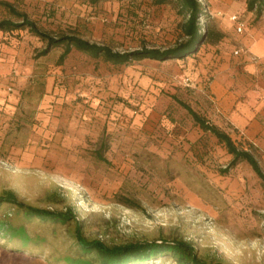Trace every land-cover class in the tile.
Instances as JSON below:
<instances>
[{
  "label": "rangeland",
  "instance_id": "374dc122",
  "mask_svg": "<svg viewBox=\"0 0 264 264\" xmlns=\"http://www.w3.org/2000/svg\"><path fill=\"white\" fill-rule=\"evenodd\" d=\"M247 1L202 0L208 35L184 58L115 64L73 49L60 60L63 45L41 55L47 41L27 28L0 31V195L72 208L83 235L109 246L178 239L209 263L264 264V180L246 160L223 172L233 155L177 100L228 132L264 170V112L257 128L239 129L219 113L211 88L243 66L248 36L264 43V13L257 17ZM2 2L52 35L73 33L116 51L187 39L189 16L177 0H0V20H20ZM0 219L14 226L13 236H0V264L92 256L77 243L76 220L29 218L10 203ZM158 257L145 264H176L168 252Z\"/></svg>",
  "mask_w": 264,
  "mask_h": 264
},
{
  "label": "trees",
  "instance_id": "16d2710c",
  "mask_svg": "<svg viewBox=\"0 0 264 264\" xmlns=\"http://www.w3.org/2000/svg\"><path fill=\"white\" fill-rule=\"evenodd\" d=\"M88 1L92 4H96L104 0ZM152 1L155 4H164L171 0ZM177 3L179 11L185 17L187 15L189 16L183 23V32L187 39L167 49L143 46L142 48L131 51H116L106 44L93 42L73 33L55 36L42 29L27 13L19 11L10 2H2V4L8 8L12 15L18 17L20 20L12 18L0 20V31L27 28L34 35L47 41V47L41 52V55L47 54L53 47L63 45L64 51L60 56V60H64L73 49L83 51L94 57L104 56L115 64H125L133 60L144 58L159 60L184 58L197 52L200 45L205 41L207 33L201 23V19L206 14V10L202 0H177ZM247 8L248 10H256L257 17H259L264 13V0H248ZM238 19L241 18L239 17ZM177 100L189 111L195 122L198 123L203 130L210 131L220 141L224 142L228 152L233 155L231 162L223 169V172H228L232 167L236 166L239 161L246 160L264 180V170L256 156L250 150L240 148L228 132L220 128L217 124L211 123L189 103L181 99ZM97 156L102 160H106V157L101 151H99ZM128 201H130V199H127V202ZM4 203L16 205L19 210H23L24 215L29 218H39L45 221L49 220L61 223L76 220L77 243L84 254L92 255L91 257L84 255L77 257L75 259L76 264H145L148 261L158 259V256L166 252L175 258L176 264H224L222 262L209 263L205 261L198 256L195 251V246L192 245L191 242L185 240L162 239L159 242H131L114 246H109L107 243L97 239L90 241L83 235L82 222L77 219L72 208H68L66 211H58L28 205L20 201L14 191H8L0 195V206ZM12 228H14V226L9 219H0V236H13L14 233L11 232Z\"/></svg>",
  "mask_w": 264,
  "mask_h": 264
},
{
  "label": "crops",
  "instance_id": "0c3cea01",
  "mask_svg": "<svg viewBox=\"0 0 264 264\" xmlns=\"http://www.w3.org/2000/svg\"><path fill=\"white\" fill-rule=\"evenodd\" d=\"M259 40L257 35L248 36L243 66L237 67L236 75L217 77L211 84L219 113L239 129L256 126L257 115L264 112V43Z\"/></svg>",
  "mask_w": 264,
  "mask_h": 264
},
{
  "label": "built area",
  "instance_id": "2783aa9c",
  "mask_svg": "<svg viewBox=\"0 0 264 264\" xmlns=\"http://www.w3.org/2000/svg\"><path fill=\"white\" fill-rule=\"evenodd\" d=\"M232 19L235 20V21H239V19H238L237 16L232 17ZM243 27H244V26H243V23L238 22V29H239L240 31L243 29Z\"/></svg>",
  "mask_w": 264,
  "mask_h": 264
}]
</instances>
